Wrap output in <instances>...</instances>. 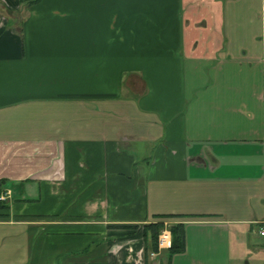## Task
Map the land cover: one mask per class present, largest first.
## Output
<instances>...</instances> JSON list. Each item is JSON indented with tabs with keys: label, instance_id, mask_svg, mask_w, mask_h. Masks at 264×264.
I'll return each mask as SVG.
<instances>
[{
	"label": "crops",
	"instance_id": "0c3cea01",
	"mask_svg": "<svg viewBox=\"0 0 264 264\" xmlns=\"http://www.w3.org/2000/svg\"><path fill=\"white\" fill-rule=\"evenodd\" d=\"M4 192L0 264H264V0H0Z\"/></svg>",
	"mask_w": 264,
	"mask_h": 264
},
{
	"label": "trees",
	"instance_id": "16d2710c",
	"mask_svg": "<svg viewBox=\"0 0 264 264\" xmlns=\"http://www.w3.org/2000/svg\"><path fill=\"white\" fill-rule=\"evenodd\" d=\"M7 205V202L4 201V206ZM162 226V222H151L147 224V229L149 232V237L151 244L154 249L157 248V236ZM170 230L172 234V241L170 247H168L169 251H177L184 247V237H183V225L180 222H176L170 225Z\"/></svg>",
	"mask_w": 264,
	"mask_h": 264
},
{
	"label": "built area",
	"instance_id": "2783aa9c",
	"mask_svg": "<svg viewBox=\"0 0 264 264\" xmlns=\"http://www.w3.org/2000/svg\"><path fill=\"white\" fill-rule=\"evenodd\" d=\"M5 198V192L4 194H0V199ZM259 232L261 234H264V226H261L259 228ZM172 241V234L170 230V226L166 223L160 228L158 236H157V246L158 248H168L171 245Z\"/></svg>",
	"mask_w": 264,
	"mask_h": 264
},
{
	"label": "rangeland",
	"instance_id": "374dc122",
	"mask_svg": "<svg viewBox=\"0 0 264 264\" xmlns=\"http://www.w3.org/2000/svg\"><path fill=\"white\" fill-rule=\"evenodd\" d=\"M217 14H219L218 12H217ZM216 19H217V17H216ZM218 19H219V17H218ZM264 237H261V238H259V239H263Z\"/></svg>",
	"mask_w": 264,
	"mask_h": 264
}]
</instances>
